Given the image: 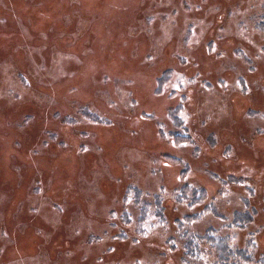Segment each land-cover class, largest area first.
Masks as SVG:
<instances>
[{"label":"rangeland","instance_id":"rangeland-1","mask_svg":"<svg viewBox=\"0 0 264 264\" xmlns=\"http://www.w3.org/2000/svg\"><path fill=\"white\" fill-rule=\"evenodd\" d=\"M210 234L264 264V0H0V264H220Z\"/></svg>","mask_w":264,"mask_h":264},{"label":"trees","instance_id":"trees-1","mask_svg":"<svg viewBox=\"0 0 264 264\" xmlns=\"http://www.w3.org/2000/svg\"><path fill=\"white\" fill-rule=\"evenodd\" d=\"M200 192L203 193L204 190L201 189ZM201 193H200V195H201ZM200 195L197 198V200L200 199ZM212 235L213 234H210L208 237L209 239L212 240V241L210 240V242H214L213 244L215 246L217 244L218 249L222 253L221 254L222 258L220 259L221 261L219 260L220 264H239V262H238L239 260H237V259L240 257H242V258L244 257V259H243L244 261L249 260L250 257L247 256V253H245V249L243 251H241L240 249H236V247H234V246L232 247L230 244H226L225 239L223 237H221V236L215 237ZM218 240H219V242H218Z\"/></svg>","mask_w":264,"mask_h":264},{"label":"bare ground","instance_id":"bare-ground-1","mask_svg":"<svg viewBox=\"0 0 264 264\" xmlns=\"http://www.w3.org/2000/svg\"><path fill=\"white\" fill-rule=\"evenodd\" d=\"M209 95H210V94H209ZM219 115L221 116V115H224V114L221 113V114H219ZM251 122H252V121H251ZM230 164L232 165V162H231ZM214 187H215V186H213V188H212L213 190H214ZM213 190H211V192H212Z\"/></svg>","mask_w":264,"mask_h":264}]
</instances>
